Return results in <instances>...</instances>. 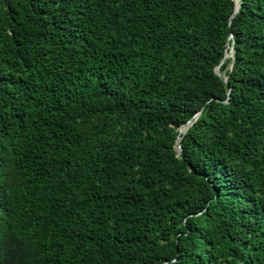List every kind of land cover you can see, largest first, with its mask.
<instances>
[{
  "label": "trees",
  "instance_id": "1",
  "mask_svg": "<svg viewBox=\"0 0 264 264\" xmlns=\"http://www.w3.org/2000/svg\"><path fill=\"white\" fill-rule=\"evenodd\" d=\"M240 4L0 0V264H264V0Z\"/></svg>",
  "mask_w": 264,
  "mask_h": 264
},
{
  "label": "water",
  "instance_id": "2",
  "mask_svg": "<svg viewBox=\"0 0 264 264\" xmlns=\"http://www.w3.org/2000/svg\"><path fill=\"white\" fill-rule=\"evenodd\" d=\"M235 1V12L233 13L232 17H231V21L233 20V18L235 17V15L238 13L239 11V8L241 7V4H240V0H234ZM230 39H233V34H231L230 36ZM234 53H235V50H234V42L231 46V49H230V52H228L223 60L222 63H220L216 68H215V73L224 81V82H227V77L223 75V73L221 72V66L223 65L224 61L227 59V58H230V57H234ZM203 110V109H202ZM202 110L197 112L195 114V116L190 119L187 123H185L184 125L180 126L179 128V136L177 137V141H176V151L178 152V156L179 157H182V153H183V147H182V144H181V140L183 138V136L187 133V131L189 130V128L194 124V122L199 118V116L201 115L202 113Z\"/></svg>",
  "mask_w": 264,
  "mask_h": 264
}]
</instances>
